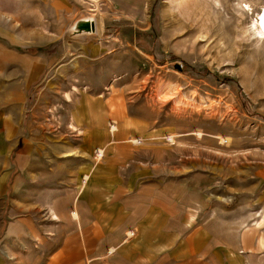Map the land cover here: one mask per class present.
Returning <instances> with one entry per match:
<instances>
[{"label":"rangeland","instance_id":"rangeland-1","mask_svg":"<svg viewBox=\"0 0 264 264\" xmlns=\"http://www.w3.org/2000/svg\"><path fill=\"white\" fill-rule=\"evenodd\" d=\"M263 6L0 0V50L33 60L30 83L22 75L0 89L26 100L21 137L0 138V180L14 176L0 182V264L46 259L50 207L76 193L75 177L113 191L180 184L209 211L232 204L240 175L264 170V38L254 32Z\"/></svg>","mask_w":264,"mask_h":264},{"label":"crops","instance_id":"crops-1","mask_svg":"<svg viewBox=\"0 0 264 264\" xmlns=\"http://www.w3.org/2000/svg\"><path fill=\"white\" fill-rule=\"evenodd\" d=\"M2 51L0 89L5 90L8 82L15 89L14 82L21 83L22 75V83H30L32 58ZM7 58L8 67L2 61ZM25 106L24 99L0 96V138L21 137ZM240 176L248 180L237 187L242 190L230 198L232 204L223 199L212 211L205 195H191L180 184L146 183L132 190L123 181V188L113 191L109 180L88 176L80 185L81 179L75 177L69 185L76 193L57 198L50 207L56 219L49 232L50 248L55 247L39 263L264 264V170ZM10 179L7 174L0 182L7 184ZM230 188L235 192L236 187ZM194 203L199 209H192ZM16 263L35 264L27 259Z\"/></svg>","mask_w":264,"mask_h":264},{"label":"bare ground","instance_id":"bare-ground-1","mask_svg":"<svg viewBox=\"0 0 264 264\" xmlns=\"http://www.w3.org/2000/svg\"><path fill=\"white\" fill-rule=\"evenodd\" d=\"M248 7H249V5H248ZM8 20V19H7ZM257 23H258V25L254 28V32H255V34H258L260 37H262V38H264V6L262 7V10H261V14H260V16H259V19L257 20ZM256 23V24H257ZM57 84H59L58 82H57ZM49 91V90H48ZM51 92V91H50ZM75 93V92H74ZM77 93V92H76ZM18 94V93H17ZM16 94V95H17ZM59 95V94H58ZM73 95V94H72ZM20 96V95H19ZM18 96V97H19ZM48 96H49V94H48ZM65 96H68V95H65ZM44 97V96H43ZM60 97V96H59ZM74 97V96H73ZM50 98V97H49ZM53 98H54V96H53ZM66 98V97H65ZM70 98V97H69ZM68 98V99H69ZM68 99H66V100H68ZM64 101V100H63ZM65 102V101H64ZM73 102V101H72ZM71 102V103H72ZM69 103V102H68ZM67 107V106H66ZM67 110V109H66ZM70 111V110H69ZM68 112V111H67ZM58 113H60V112H58ZM70 114V113H69ZM71 116V115H70ZM112 129V128H111ZM112 130H114V128L112 129ZM27 149H28V146H27Z\"/></svg>","mask_w":264,"mask_h":264}]
</instances>
